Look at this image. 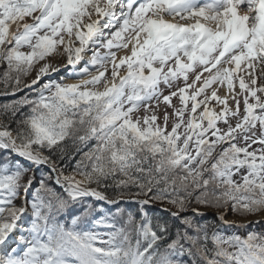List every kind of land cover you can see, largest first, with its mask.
I'll list each match as a JSON object with an SVG mask.
<instances>
[{
	"label": "snow or ice",
	"instance_id": "1",
	"mask_svg": "<svg viewBox=\"0 0 264 264\" xmlns=\"http://www.w3.org/2000/svg\"><path fill=\"white\" fill-rule=\"evenodd\" d=\"M261 223L264 0H0V264H264Z\"/></svg>",
	"mask_w": 264,
	"mask_h": 264
},
{
	"label": "rangeland",
	"instance_id": "2",
	"mask_svg": "<svg viewBox=\"0 0 264 264\" xmlns=\"http://www.w3.org/2000/svg\"><path fill=\"white\" fill-rule=\"evenodd\" d=\"M253 218V217H251ZM249 218V219H251ZM229 232H232V231H238L240 234H245L247 233L248 231H257V232H264V223H261L259 225H252L251 227H248V228H242V229H231V230H227Z\"/></svg>",
	"mask_w": 264,
	"mask_h": 264
},
{
	"label": "bare ground",
	"instance_id": "3",
	"mask_svg": "<svg viewBox=\"0 0 264 264\" xmlns=\"http://www.w3.org/2000/svg\"><path fill=\"white\" fill-rule=\"evenodd\" d=\"M251 219H253V220H254L255 218L253 217V218H251Z\"/></svg>",
	"mask_w": 264,
	"mask_h": 264
},
{
	"label": "water",
	"instance_id": "4",
	"mask_svg": "<svg viewBox=\"0 0 264 264\" xmlns=\"http://www.w3.org/2000/svg\"><path fill=\"white\" fill-rule=\"evenodd\" d=\"M253 225H257V224H253Z\"/></svg>",
	"mask_w": 264,
	"mask_h": 264
}]
</instances>
